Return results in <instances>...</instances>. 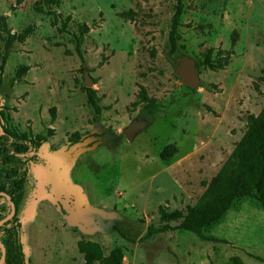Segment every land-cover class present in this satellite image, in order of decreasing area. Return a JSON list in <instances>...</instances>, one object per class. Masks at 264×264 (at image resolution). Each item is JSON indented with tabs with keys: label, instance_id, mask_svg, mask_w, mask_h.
Returning <instances> with one entry per match:
<instances>
[{
	"label": "rangeland",
	"instance_id": "1",
	"mask_svg": "<svg viewBox=\"0 0 264 264\" xmlns=\"http://www.w3.org/2000/svg\"><path fill=\"white\" fill-rule=\"evenodd\" d=\"M180 1L170 54L174 0H0L10 34L32 27L6 54L0 33L2 123L32 135L54 130L28 165L17 213L26 264H83L79 240L97 242L104 255L120 247L123 264H232L235 256L264 264V211L251 198L238 199L205 228L226 243L180 230L140 240L148 226H159V207L185 211L196 203L243 135L247 116L264 105V0ZM83 25L81 63L75 38ZM208 49L212 60L226 56L227 64L197 67L199 88L182 85L176 60L197 64ZM22 66L27 70L16 78ZM84 70L99 116L81 90ZM140 86L158 103L153 114L144 104L131 107ZM138 118L146 127L129 142L122 131ZM168 144L176 153L163 161Z\"/></svg>",
	"mask_w": 264,
	"mask_h": 264
},
{
	"label": "trees",
	"instance_id": "2",
	"mask_svg": "<svg viewBox=\"0 0 264 264\" xmlns=\"http://www.w3.org/2000/svg\"><path fill=\"white\" fill-rule=\"evenodd\" d=\"M174 1V15L168 35L170 54L176 52L178 29L181 27L180 20L183 14L181 1ZM41 3L45 6L59 4L58 0H41ZM37 11L42 12V9L37 7ZM69 19L67 17L65 22ZM31 32L32 27L28 26L19 34H10L6 18L0 16V33L5 34L3 44L5 54L13 43H23ZM87 32L88 27L83 25L75 38V53L81 63H83V57L80 47L83 35ZM212 52V49H208L203 53L202 61L196 64L198 68L206 66L212 71L224 68L227 57L220 55L216 60H212ZM224 54L228 55V53ZM0 56H3L2 61H4V55ZM26 70V67H20L16 78H19ZM262 81L264 83V79ZM81 90L85 93L95 116H99L101 107L96 91L87 87H81ZM138 104H144V109L151 114L158 109V103L155 99L147 97L143 86L139 87L137 100L131 103V107L135 108ZM50 113L51 122H53L54 109H51ZM52 136H54L53 129H47L44 135L17 132L2 123L0 113V221L10 213L9 203L14 206V214L0 225V243L4 248L3 258H1L0 249L1 264H26L20 239L21 224L17 213L23 198L28 165L36 161L41 145ZM175 153V145L168 144L160 152L159 158L165 161ZM203 187L204 190L196 203L186 207L185 211H169L159 207V226H148L140 240L149 239L156 234L180 230L193 234L201 241L226 243L223 239L206 236L204 230L218 222L235 201L241 198L254 199L264 211V105L257 115L247 116L243 135L217 173L208 182H204ZM115 230L124 236L120 230ZM76 247L83 257V264H123V251L120 247L113 248L107 255L103 254L97 242L79 240ZM231 263L244 264L237 256L231 258Z\"/></svg>",
	"mask_w": 264,
	"mask_h": 264
},
{
	"label": "water",
	"instance_id": "3",
	"mask_svg": "<svg viewBox=\"0 0 264 264\" xmlns=\"http://www.w3.org/2000/svg\"><path fill=\"white\" fill-rule=\"evenodd\" d=\"M174 71L179 78V82L182 85L189 87L190 89L199 88L200 79H199L198 68L193 59L189 57H182L177 59L174 65ZM83 79H84L83 86L90 88V86L92 85V81L87 76L85 70L83 72ZM146 124H147L146 121L141 118L134 119L127 127L123 129L122 134L127 141L131 142L135 137V135L146 127ZM9 205L11 208V212L5 219L0 221V225L14 214V206L11 203H9ZM0 249H1V258H3L4 248L1 243H0ZM1 262L2 259L0 261V264Z\"/></svg>",
	"mask_w": 264,
	"mask_h": 264
}]
</instances>
